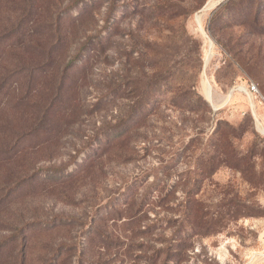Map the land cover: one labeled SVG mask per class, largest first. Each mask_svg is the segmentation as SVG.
Here are the masks:
<instances>
[{
	"label": "rangeland",
	"instance_id": "374dc122",
	"mask_svg": "<svg viewBox=\"0 0 264 264\" xmlns=\"http://www.w3.org/2000/svg\"><path fill=\"white\" fill-rule=\"evenodd\" d=\"M249 82L264 0H0V264H264Z\"/></svg>",
	"mask_w": 264,
	"mask_h": 264
},
{
	"label": "built area",
	"instance_id": "2783aa9c",
	"mask_svg": "<svg viewBox=\"0 0 264 264\" xmlns=\"http://www.w3.org/2000/svg\"><path fill=\"white\" fill-rule=\"evenodd\" d=\"M236 90H239L249 100L250 113L254 120L261 125V130L264 133V126L262 124L264 123V112L260 117L257 114V105L264 111V94L260 92L258 86L254 82H249Z\"/></svg>",
	"mask_w": 264,
	"mask_h": 264
},
{
	"label": "bare ground",
	"instance_id": "6f19581e",
	"mask_svg": "<svg viewBox=\"0 0 264 264\" xmlns=\"http://www.w3.org/2000/svg\"><path fill=\"white\" fill-rule=\"evenodd\" d=\"M209 97H210V99L212 100V94H211V92L209 91ZM229 100H230V97H229ZM213 102V101H212Z\"/></svg>",
	"mask_w": 264,
	"mask_h": 264
}]
</instances>
